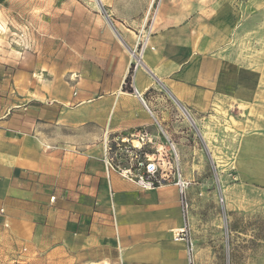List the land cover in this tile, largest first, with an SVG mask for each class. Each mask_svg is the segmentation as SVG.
I'll list each match as a JSON object with an SVG mask.
<instances>
[{
  "label": "crops",
  "instance_id": "0c3cea01",
  "mask_svg": "<svg viewBox=\"0 0 264 264\" xmlns=\"http://www.w3.org/2000/svg\"><path fill=\"white\" fill-rule=\"evenodd\" d=\"M153 2L103 0V17L93 4L85 46L48 40L0 77V233L26 243V264H190L188 244L174 240L187 226L178 187L145 190L108 172L106 140L155 134L160 123L176 143L184 108L204 149H215L240 103L254 105L255 86L228 59L227 0H162L131 86V54ZM241 149H264V137ZM210 250L194 242L195 264Z\"/></svg>",
  "mask_w": 264,
  "mask_h": 264
},
{
  "label": "rangeland",
  "instance_id": "374dc122",
  "mask_svg": "<svg viewBox=\"0 0 264 264\" xmlns=\"http://www.w3.org/2000/svg\"><path fill=\"white\" fill-rule=\"evenodd\" d=\"M227 1L235 26L231 40L224 38L231 47L228 59L238 66L240 77L254 83V105L246 111L240 103L241 113L231 115L229 129L214 138L215 149H204L188 117L191 112L177 108L183 122L177 125L178 141L173 143L189 182L190 236L196 245L211 249L202 264H264V149H241L249 138L264 137V0ZM161 2L154 0L152 9ZM93 4L95 12L107 16L103 0H0V77L10 78L26 67L48 40L66 38L85 46L83 29ZM196 144L199 149L180 148ZM153 147L146 151L159 155L160 147L171 155L165 138ZM25 246L2 231L0 264H26Z\"/></svg>",
  "mask_w": 264,
  "mask_h": 264
},
{
  "label": "built area",
  "instance_id": "2783aa9c",
  "mask_svg": "<svg viewBox=\"0 0 264 264\" xmlns=\"http://www.w3.org/2000/svg\"><path fill=\"white\" fill-rule=\"evenodd\" d=\"M159 8H153L145 25L137 34V44L131 54V64L128 81L131 86L136 73L144 67V58L151 49L152 38L156 35V24ZM149 109L148 106H146ZM188 116V115H187ZM157 132L142 128L125 137H109L104 149V162L108 172H117L122 177L135 182L145 190H153L167 185H175L180 192L183 214L188 217L189 199L186 180L175 144L168 137L160 123L156 124ZM165 138L171 146L170 156L164 155L157 147V154L148 153L147 146H154L158 139ZM138 143V144H135ZM154 148V147H153ZM174 240L185 241L188 244L190 264L194 261V242L191 239L189 225L183 230L174 231Z\"/></svg>",
  "mask_w": 264,
  "mask_h": 264
}]
</instances>
